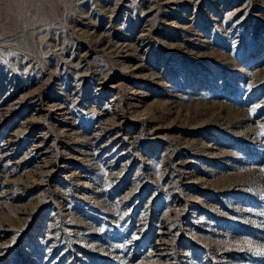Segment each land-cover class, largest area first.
I'll return each instance as SVG.
<instances>
[{
  "label": "rangeland",
  "instance_id": "374dc122",
  "mask_svg": "<svg viewBox=\"0 0 264 264\" xmlns=\"http://www.w3.org/2000/svg\"><path fill=\"white\" fill-rule=\"evenodd\" d=\"M264 0H0V264H264Z\"/></svg>",
  "mask_w": 264,
  "mask_h": 264
},
{
  "label": "snow or ice",
  "instance_id": "6c2138e0",
  "mask_svg": "<svg viewBox=\"0 0 264 264\" xmlns=\"http://www.w3.org/2000/svg\"><path fill=\"white\" fill-rule=\"evenodd\" d=\"M262 254H264V249H262Z\"/></svg>",
  "mask_w": 264,
  "mask_h": 264
}]
</instances>
